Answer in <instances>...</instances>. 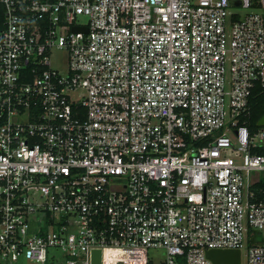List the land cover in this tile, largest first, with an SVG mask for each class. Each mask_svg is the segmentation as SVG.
Returning a JSON list of instances; mask_svg holds the SVG:
<instances>
[{
	"label": "built area",
	"instance_id": "1",
	"mask_svg": "<svg viewBox=\"0 0 264 264\" xmlns=\"http://www.w3.org/2000/svg\"><path fill=\"white\" fill-rule=\"evenodd\" d=\"M258 91L264 0H0V264H264Z\"/></svg>",
	"mask_w": 264,
	"mask_h": 264
},
{
	"label": "trees",
	"instance_id": "2",
	"mask_svg": "<svg viewBox=\"0 0 264 264\" xmlns=\"http://www.w3.org/2000/svg\"><path fill=\"white\" fill-rule=\"evenodd\" d=\"M264 115V93L258 91L252 98V105L250 115L245 119L250 127L252 133L258 131V122ZM255 153L264 155V147L255 150ZM252 190L256 192V198L258 201H264V179L252 187Z\"/></svg>",
	"mask_w": 264,
	"mask_h": 264
},
{
	"label": "water",
	"instance_id": "3",
	"mask_svg": "<svg viewBox=\"0 0 264 264\" xmlns=\"http://www.w3.org/2000/svg\"><path fill=\"white\" fill-rule=\"evenodd\" d=\"M258 126L264 128V115L258 122ZM206 255L213 264H243L240 250H208ZM92 264H102L100 250L92 253Z\"/></svg>",
	"mask_w": 264,
	"mask_h": 264
},
{
	"label": "rangeland",
	"instance_id": "4",
	"mask_svg": "<svg viewBox=\"0 0 264 264\" xmlns=\"http://www.w3.org/2000/svg\"><path fill=\"white\" fill-rule=\"evenodd\" d=\"M53 65L55 68H58L62 71L66 70L67 67V58L66 53L64 51L55 52L53 57ZM259 127V126H258ZM261 127L258 128V134L260 133ZM256 144H259V139L257 138ZM254 179L260 178L261 180L264 179V173L254 174ZM166 256V252L160 249H154L150 251V257L154 259L156 264H160ZM243 264H247L245 258L243 259Z\"/></svg>",
	"mask_w": 264,
	"mask_h": 264
}]
</instances>
